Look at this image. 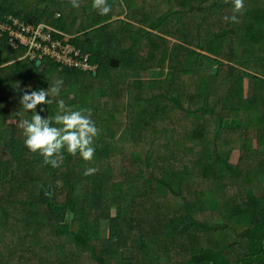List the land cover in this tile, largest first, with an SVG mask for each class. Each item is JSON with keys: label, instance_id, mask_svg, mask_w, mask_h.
Wrapping results in <instances>:
<instances>
[{"label": "trees", "instance_id": "16d2710c", "mask_svg": "<svg viewBox=\"0 0 264 264\" xmlns=\"http://www.w3.org/2000/svg\"><path fill=\"white\" fill-rule=\"evenodd\" d=\"M22 1L0 0V16L12 13L32 23L44 22L66 33L70 31L68 34L73 36V43L89 53L90 62L98 66L97 73L51 59L43 60L40 66L30 59L18 60L16 62L23 66L0 68V76L3 75L0 101L5 97L9 102L6 94L10 93L13 102H19L22 90L28 87L16 88L13 80L17 78L24 77L33 89H47L49 84L62 78L64 85L60 96L52 98V104L38 105L37 110L45 107L47 110L42 115L52 116L57 110L54 99H64L73 109L91 108L92 119L100 131L94 139L96 151L92 160L84 161L78 154L73 156L65 152L61 165L53 168L44 165L41 156L24 146L18 125L21 118H30L31 112L16 111L21 115L14 125H10L11 129L0 128V264H17L9 257L14 248L23 246L34 248L37 259L33 257L22 264H56L58 260L61 264H79L78 259L64 252L73 245L89 252L95 264H116L118 250L106 249L101 253L98 249L102 243L100 221L104 216L110 219L106 244L119 246L124 241L120 234L126 232L128 242L133 246L140 245L152 261H160L163 256L158 246L171 243L191 252L184 264H264V0H244L242 12L237 13L239 23L224 19L233 15L232 0H197L198 5L190 8L184 4L192 0H163L167 6L156 15L147 11L149 0H110L114 7L107 16L109 20L98 24H93L90 18L96 16V21L101 20L98 12L89 13L92 0H80L78 8H73L70 0H56L67 6L57 17L63 21L56 23L48 18L41 21L43 16L47 17V7L38 13L40 8L35 3L28 14L23 11ZM74 9L78 12L73 14ZM118 9L120 15L124 13L128 19H118L119 26L114 28V21L110 22ZM138 11L145 12L140 20L142 26L137 24ZM65 14L69 17L64 19ZM91 27L93 30L89 29ZM218 41L226 42L234 48L232 51H237L238 46L243 55L233 58V52L225 54ZM22 55V50L11 49L0 36V65ZM183 57L193 65L191 70H201L199 76L204 80L192 96L193 100L204 98L194 110L186 105L181 92L172 90L177 85L178 62ZM223 57L240 66L232 65L239 69L238 73L224 81L223 74L214 73L213 68L216 62H224ZM111 58L119 59V65L111 66ZM167 60L168 93L152 94L146 89L152 88V84L145 82L143 76L156 68L164 77ZM12 72L16 74L10 77ZM49 75L57 78L49 79ZM246 80L247 96H244ZM219 84H223L221 111L209 103L212 89ZM109 92H113L110 107L114 106V110L118 107L115 93L129 96L130 101L135 99L137 103L125 101L119 104L124 112L127 108L133 116L123 129L106 127L100 120L99 102L101 96H107ZM187 97L191 98L189 94ZM8 105L0 102V108H3L0 117L11 111ZM169 107L205 117L212 115L216 125L206 139L193 140L197 157L174 155L175 159L168 166L161 158L150 155L153 147L143 145L153 130L150 127H155L160 115ZM201 127L195 128L194 124L183 130V126H179L192 137L201 134ZM120 130L123 131L118 136ZM6 133L11 134L7 137ZM228 135L241 140L238 149L226 146L224 140ZM132 145L134 147L130 149ZM115 152L121 155L120 174L114 173L115 165L109 160ZM88 168L95 171L85 175ZM148 170H152L151 176L141 189V181ZM208 174L215 178L200 179L201 175L211 177ZM203 180L209 181L210 186L201 193ZM190 189L196 191V198L188 195ZM149 192L171 206L169 220L163 213L150 210L154 201L142 204L140 196ZM4 193L7 195L3 196ZM112 208L116 209L113 215ZM137 208L143 209L140 218L146 219L145 222L141 219L125 224L122 229L119 223L126 212ZM217 212L218 217L213 216ZM134 227L138 228L136 235ZM226 230H232L237 237H248L249 245L227 235L229 241L215 248L201 244L198 238L202 231L213 234ZM16 232H21L17 237L20 243L10 247L18 240ZM151 234L153 238H150ZM30 237L35 240L42 237L44 241L33 247ZM6 243H10L7 250ZM55 244L60 252H64V259L54 256L47 263V257L39 248L45 246L51 252Z\"/></svg>", "mask_w": 264, "mask_h": 264}, {"label": "rangeland", "instance_id": "374dc122", "mask_svg": "<svg viewBox=\"0 0 264 264\" xmlns=\"http://www.w3.org/2000/svg\"><path fill=\"white\" fill-rule=\"evenodd\" d=\"M66 1V0H65ZM108 3L111 5V8H113L114 6L111 4L110 0H108ZM113 3V2H112ZM146 5H150V7H148L147 11L149 14L151 15H156L159 14V12L163 9L166 8L167 3L163 0H149L148 3ZM188 5V6H187ZM192 5H198L197 0H192L190 2H185L184 6L187 8L192 7ZM36 7L39 9L37 12L38 13H42V11L45 9L44 7H47L49 9V12L47 14V17H42L41 21H47V18L49 19L50 22H61L63 20L58 19V12H62L61 9L65 8L67 6H62L60 5L56 0H36ZM121 9V8H120ZM120 9H118L116 12H114L113 14V18H111V22L113 21V27L116 28L117 26H119V20L118 19H128L127 15H125L124 13H122L120 15ZM122 10V9H121ZM89 13L94 14V12H98L97 10L93 9L90 10L89 9ZM145 11V10H144ZM144 11H142L141 13H139L140 11H138V13L140 14L138 17V21L137 24L139 26H142V24L140 23V20L143 19V14L145 13ZM78 10H73V12L71 13H77ZM99 14V13H97ZM96 14V15H97ZM110 15V13H109ZM107 15V16H109ZM95 16V15H94ZM101 20L96 21V16L93 17L91 16L90 18L93 19L92 23L93 24H98L100 22H104L106 21V19L108 18L107 16H100ZM68 14L64 15V19L68 18ZM95 18V19H94ZM88 20V19H87ZM109 20V18H108ZM116 20V21H115ZM89 22H91L89 20ZM96 22V23H95ZM91 23V25H93ZM92 29L93 28H89ZM95 29V28H94ZM152 30V29H151ZM155 32V31H154ZM67 33H71L70 31H67ZM71 35V34H70ZM246 41L249 42V39H247ZM224 42V41H223ZM222 41H218V45L222 46V51L225 54H228L230 52L234 53V56L232 55V57L234 58H240L243 55V52H241L240 49H238V46L236 48V50L238 51H232L234 48H231L230 46H228V44L225 42L223 43ZM235 43H239L238 40H235ZM206 53V52H204ZM224 60L223 63H217L215 66L218 67V71L217 73L219 74L220 72L223 74V81L225 79H229L228 77L238 73L239 69L233 68L232 65H235L237 67L240 68V66L236 63H231L228 61V59L226 57L222 58ZM18 59H13L11 61H7L6 63L0 65L1 67H6L9 65H13L14 68H16L18 65L23 66L21 62H16L18 61ZM16 65V66H15ZM215 66L213 68H215ZM250 66V65H249ZM193 67V65L191 64V62L186 59V58H181L180 62H178V68H179V72H177L178 76L176 77V82L177 85H175L172 90L174 92H181L183 94V98L184 101L186 103V105L189 107V109H196L200 104L199 103H203V99L200 100H193L192 96L196 93L198 87L202 84V81H204L203 79L200 78L199 76V72H201V70H197V72H194L193 70H191V68ZM188 68L189 70L185 69ZM251 69H253L251 67ZM211 70V69H210ZM210 70L208 72H210ZM96 71V70H95ZM159 69L153 68L150 72H148L146 75L144 74V78H145V82L149 81L152 84V88H148L146 87L147 91H152V94H156L158 92H165L168 93V80L167 75H168V60L165 66V71L166 74L164 77H161L158 74ZM253 71H258L257 69H253ZM16 74V73H11L10 77H13L12 75ZM54 75V74H53ZM3 75L0 76V80L2 79ZM49 79H55L57 78L56 76H52L49 75L48 76ZM46 81V85H47V80L45 78ZM13 82L15 83L14 86L16 88H26L28 86H30V83L28 81H26L24 79V77L22 78H17V80H13ZM148 82V83H149ZM247 80L244 82L245 85V89L243 91V95L247 96ZM32 85V84H31ZM223 84H219V86L217 88L212 89V93L210 95V104L214 105L218 111H221L222 105H223V99H222V91H223ZM90 93V92H89ZM91 94V93H90ZM187 94L190 95L191 98L187 97ZM9 98L10 101L7 102L5 101V97H3L1 99L0 102L2 103H6L9 104L7 107H10L11 111H7L6 115L0 117V128L5 129L6 130H10V125H14V121L16 119H18L19 115H21L19 112L20 109L23 110L22 107H20L19 102H13L12 99V95L6 94ZM113 92H109L108 95L106 96L105 94L101 96V101L99 102L100 104V109H99V113H100V120L103 121L102 123H104V125L106 127H112L115 128V130H117L118 128H122L125 127L123 125H125L128 121H130V117L131 119L133 118L132 116V112L128 111V109L126 108V112L123 111V109L120 107V103L123 102H127L128 104L133 103L134 105H137V103L134 101H130V97H123L119 94L115 93V97H116V103H118V107L116 110H114V106H112L110 104L111 100L110 98L112 97ZM89 96V95H88ZM85 97V98H84ZM91 97V96H90ZM84 101L87 100V95H83ZM57 99H54V101H56ZM4 101V102H3ZM15 103V104H14ZM12 106V107H11ZM14 109V110H12ZM0 110H3V108H0ZM5 110V108H4ZM19 113V115L17 114ZM31 115V114H30ZM17 117V118H16ZM20 118V117H19ZM161 120V121H160ZM207 121V122H206ZM206 122V123H205ZM195 124V128L201 127L199 125L204 124L205 126H202L201 128V134H199V136H195L192 137L190 133L188 132H183L180 130L179 126L182 125L183 126V130L185 129L184 127H191L192 125ZM216 125V121L214 120V117L212 115H206L202 116L199 115V113H188V111H179L175 108H166L165 112L163 114L160 115V118H158L155 127L152 126L150 127V129H153L151 131V133L146 137L145 139V143H144V147H153V151L151 152L150 155H155L158 159H162L163 162L166 165H170V161L175 159V156L178 155L177 157H181V156H189L190 159L193 157H197L198 156V151L196 150V148L193 147L192 142L193 140H202V139H206L207 137H209L212 133V127H215ZM154 127V128H153ZM123 129V128H122ZM123 130H120L118 132V136L122 133ZM230 133L232 134V132L230 131ZM7 137L10 136L11 133H6ZM151 142H153V145H149ZM226 146L228 148H236L238 149L240 147L241 140L240 139H234L232 136L228 135L227 138H225L224 140ZM250 146L251 143H250ZM134 145H132V147L130 148V146H128L126 149V151H128V149H133ZM175 155V156H174ZM112 158L109 159L112 161L113 165H115L114 167V173L119 172V174L121 173V168H120V160H121V155L117 154L116 152L114 153V155H110ZM177 160V159H176ZM175 164V163H174ZM199 169V166H197ZM199 172V171H198ZM152 170H148L147 171V176L146 178H143V180L141 181V189L142 186L144 187V184H148V179L147 177L151 176ZM211 175V177H207L206 175H201L200 179H208L211 178L213 179L214 175L213 174H208ZM215 178V177H214ZM210 186V182L207 180H203L201 183V187H200V191L201 193L203 192V190H206L205 188H208ZM190 193H188V195L190 194L191 198L194 199L197 196V193L195 190L192 191V189H190ZM204 194V193H203ZM7 194L4 193L3 196H6ZM17 195V194H15ZM147 196V197H146ZM146 196H140L141 197V201L142 204H146L147 202L151 204V209L152 211H157L159 213H163V215L166 217V220H169V216H170V212L168 211L169 208L171 206H168V203L163 199V200H157L156 197L154 196V194L152 192H149ZM172 205L174 203H171ZM169 204V205H171ZM135 211H127L125 214V217L123 219H121L120 223L121 224V228H124L125 224L128 223H136L138 220H141L142 218L141 215L144 213L142 208H137L134 209ZM112 215L115 214L116 209L112 208ZM143 212V213H142ZM213 216L218 217V212L216 214H213ZM128 217V218H127ZM127 218V219H126ZM146 219H142L141 221L145 222ZM101 223V232H100V238H101V242L99 244V251L105 252V250H111L112 248H115V250H118L119 253V259L117 260L116 264H136L137 262H142L145 261L146 263L148 262V264H159L158 262H160L161 264H184L185 260L189 257V254H191V252L187 249H185L184 246H181L179 244L176 245H172L171 243L166 246L160 245L159 247V252L162 253L163 256L161 257V260H150L148 258V256L145 255V251L144 249L140 246V245H131V243H129V237H127V235H125L126 232H123L122 234H120L121 237L124 238L123 243L119 244V246H114L111 245L109 246L108 244H106L108 238H109V234H110V219L106 218V216L102 217V220L100 221ZM118 224V225H119ZM138 228L134 227V235H136ZM24 231H27L26 228L24 227ZM21 232H16V238L19 237V234ZM213 234H210L208 232L202 231V233L199 232L198 234V238L200 240V243L205 245V246H212L215 248H218L221 245H224V243H227L228 240V236L233 238V239H238V241H240L243 245L248 246L250 243V239L248 237H237L236 234L232 231V230H226V231H222V232H212ZM125 235V236H124ZM228 235V236H227ZM27 239L29 237L25 236ZM154 235L151 234L150 238H153ZM31 238V237H30ZM18 239V238H17ZM10 240V237L7 238V241ZM25 240V238H24ZM32 246L34 247L35 245H39L44 241V238L40 237L37 240L31 238L29 239ZM24 242V241H23ZM20 243V240H16L14 244L10 243H6L5 248L7 250L8 246L10 245V247H17ZM21 244H23L21 242ZM24 248H20L17 247L16 250L14 248L13 251V255L11 257H9L10 259H12L15 263L17 264H22L25 261H28V259H31L33 257H36L35 253H34V248L29 249V248H25V246H23ZM41 250V253L43 256L47 257V260H45L47 263L50 262V260L55 256L56 259L59 258L60 260L64 259V252H66L69 256H73L75 259H78L79 264H95L94 261L91 259V256L89 254V252L87 251H83L81 247H79L78 245H73V246H68L67 248H65L64 252H60L55 244V246L53 248H51V252L48 251V249L45 246H41L39 248ZM168 250V251H167ZM5 251V250H4ZM166 252H168V254H164ZM6 252V251H5ZM19 255H21V257L19 258ZM171 260H174L173 263L171 262ZM23 261V262H22ZM56 264H61L58 261L55 262Z\"/></svg>", "mask_w": 264, "mask_h": 264}, {"label": "clouds", "instance_id": "9594fccd", "mask_svg": "<svg viewBox=\"0 0 264 264\" xmlns=\"http://www.w3.org/2000/svg\"><path fill=\"white\" fill-rule=\"evenodd\" d=\"M73 8L79 7L80 0H70ZM233 15L225 16L226 21L239 23L237 13L244 8V0H232ZM92 8L101 16H107L111 12L108 0H92ZM64 81L56 79L49 84L47 89H33L28 86L22 90L19 99L20 107L25 112H31L30 118H21L19 128L22 130L24 146L31 152L37 153L43 158L44 165L57 168L64 160V153L79 155L84 161L93 159L96 147L94 139L99 134L96 122L92 119L91 108L73 109L65 104L64 99L55 101L57 110L54 115H42L47 108L38 105L53 103L54 97H59ZM19 115V113H17ZM95 171L93 168L85 170L89 175Z\"/></svg>", "mask_w": 264, "mask_h": 264}, {"label": "built area", "instance_id": "2783aa9c", "mask_svg": "<svg viewBox=\"0 0 264 264\" xmlns=\"http://www.w3.org/2000/svg\"><path fill=\"white\" fill-rule=\"evenodd\" d=\"M0 36L13 50H22L19 58L39 61L51 59L83 71H95L90 54L73 43V36L48 23H32L15 14L0 16Z\"/></svg>", "mask_w": 264, "mask_h": 264}, {"label": "crops", "instance_id": "0c3cea01", "mask_svg": "<svg viewBox=\"0 0 264 264\" xmlns=\"http://www.w3.org/2000/svg\"><path fill=\"white\" fill-rule=\"evenodd\" d=\"M35 3H36V0H24V1H22L21 5H22V8H23V11H27L26 13L30 14L28 11H30L29 9L32 8ZM59 13H61V12H58V14Z\"/></svg>", "mask_w": 264, "mask_h": 264}, {"label": "water", "instance_id": "95a60500", "mask_svg": "<svg viewBox=\"0 0 264 264\" xmlns=\"http://www.w3.org/2000/svg\"><path fill=\"white\" fill-rule=\"evenodd\" d=\"M218 62H216V64H217ZM42 64V61L41 60H39V61H37V65L38 66H40ZM110 64H111V66H118L119 65V59H117V58H111V62H110ZM217 71H218V67L217 66H215V68H214V73H217ZM97 72L95 71V74H96Z\"/></svg>", "mask_w": 264, "mask_h": 264}]
</instances>
